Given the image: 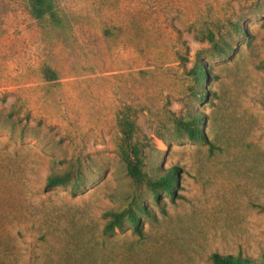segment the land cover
<instances>
[{"label":"rangeland","instance_id":"obj_1","mask_svg":"<svg viewBox=\"0 0 264 264\" xmlns=\"http://www.w3.org/2000/svg\"><path fill=\"white\" fill-rule=\"evenodd\" d=\"M54 2L59 26L0 0V264H214L216 252L264 264V0ZM127 110L149 174L177 168L174 194L127 175ZM190 114L205 139L177 131ZM67 171L82 172L80 191L45 188ZM135 191L144 236L130 223L106 235Z\"/></svg>","mask_w":264,"mask_h":264},{"label":"trees","instance_id":"obj_2","mask_svg":"<svg viewBox=\"0 0 264 264\" xmlns=\"http://www.w3.org/2000/svg\"><path fill=\"white\" fill-rule=\"evenodd\" d=\"M32 15L41 22H49L51 25H62L60 13L56 7L54 0H28ZM238 31L242 28L237 26ZM214 46L219 47L218 41L213 31H208L205 34ZM193 72L199 83L207 79L205 69L200 63H197ZM43 77L47 81H57L59 78L58 72L50 65H46L42 69ZM177 131L183 132L194 141L203 140L204 135L200 129L201 117L197 114H190L186 117L175 118ZM118 153L123 161L127 175L132 179L137 187L146 186L156 198H160L162 192L174 194L178 185L179 173L177 168H170L163 174L151 175L147 171L148 158V142L142 140L140 126L138 125L135 115L129 110L124 111L118 118ZM76 173L67 171L64 173L52 174L46 183V189H53L58 186H73V193L81 190L85 183L83 174L80 171L76 177ZM264 210V206L262 207ZM147 212V206L143 202L142 196L138 191L131 196L130 200L117 210L107 212L109 217L106 223L104 233L112 235L116 229H123L126 223H130L137 234L144 236L143 222L140 213ZM211 259L214 264H253L249 258H244L240 255L213 253Z\"/></svg>","mask_w":264,"mask_h":264}]
</instances>
